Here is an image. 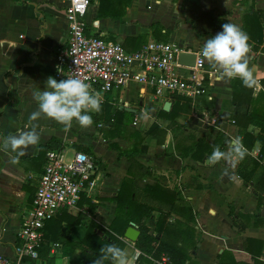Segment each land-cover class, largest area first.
<instances>
[{"label":"crops","instance_id":"obj_1","mask_svg":"<svg viewBox=\"0 0 264 264\" xmlns=\"http://www.w3.org/2000/svg\"><path fill=\"white\" fill-rule=\"evenodd\" d=\"M118 1L117 11L125 7L121 18L98 17L99 1H92L85 14L87 33L120 42L128 52L161 38L183 44L191 52L202 53L205 41L214 36L207 33L205 17L206 12L213 10L216 18L238 24L246 32L248 28L252 45L250 67L261 74L258 86L250 91L253 98L261 93L262 100L256 103L258 108L264 105V0ZM252 11L258 13L259 20L248 26L246 16ZM68 39L66 5L61 0H0V253L15 256V248L21 242L18 231L23 214L33 201L45 168L44 147L56 139L63 145L66 158L75 151H83L80 147L91 148L93 154H88L97 161L99 172L95 175L94 187L83 193L85 196L82 195L77 206L57 217L65 241L50 244L49 261L41 257L25 258L22 264H70V256L65 251H73L75 257L80 254L82 245L75 244L84 239L91 223L110 227L116 217L114 198L122 182L129 178L150 182L161 178L170 188L182 190L185 201L180 204L192 207L195 220L172 212L169 222L182 223L169 238L188 249L191 264H264V203L258 204L253 183H245L239 174L243 160L234 165L223 160L212 164L208 157L199 161L191 156L182 157L180 153L185 140L188 145L206 137L212 143L223 132L229 138L223 149L227 151L231 140L241 138L239 126L230 115L239 109L245 110L246 105L233 103L234 79H221L223 70L219 66L213 68L206 58V74L210 76L208 92L186 101L184 107L189 110H183L174 121L160 113L166 102L173 105L172 95L155 97L149 88L132 83L116 87L107 95L101 112L90 113L102 116V120L89 128H81L74 120L72 128L65 131L62 124L42 116L33 122L41 132L39 145L25 149L19 164L10 162L16 153L7 144V138L30 130L26 128L29 116L38 109L34 93L46 88L49 76L55 77L57 52L68 44ZM241 90L249 93L244 85ZM127 112L133 114V127L138 126L140 119L145 125L141 132L148 150L134 159L149 175H143L132 159L118 157L117 151L108 146L116 142L123 149H130L135 143L132 133L122 135L118 128ZM153 124H158L161 131L146 135ZM248 129L255 134L259 132V127L251 124ZM259 150L260 144L256 143L249 155L257 157ZM206 156L209 155L206 153ZM225 169L229 175L221 178ZM141 199L151 206L161 204L147 196ZM90 202L94 207H90ZM157 221L158 213L154 211L147 223L155 227ZM131 223L138 228L135 222ZM53 224L48 228L55 235L57 225ZM98 233L105 235L102 230ZM122 238L127 244L125 249L137 264L140 251L135 242L125 234ZM54 243L60 246L53 248Z\"/></svg>","mask_w":264,"mask_h":264},{"label":"built area","instance_id":"obj_2","mask_svg":"<svg viewBox=\"0 0 264 264\" xmlns=\"http://www.w3.org/2000/svg\"><path fill=\"white\" fill-rule=\"evenodd\" d=\"M61 1L66 5L69 39L56 55L54 76L58 81L67 76L81 78L100 93L102 102L114 88L132 83L149 88L155 97L180 94L195 98L208 92L210 76L202 53H196L195 66H187L178 62V56L190 50L174 41L152 40L128 52L120 42L87 33L85 14L91 0ZM97 172V161L84 151H75L69 158L63 150L48 151L35 196L22 217L18 231L21 242L14 257L0 253V264H22L25 258L38 260L47 223L77 206L82 194L94 187ZM59 246L53 244V248ZM156 262L169 264V257Z\"/></svg>","mask_w":264,"mask_h":264},{"label":"trees","instance_id":"obj_3","mask_svg":"<svg viewBox=\"0 0 264 264\" xmlns=\"http://www.w3.org/2000/svg\"><path fill=\"white\" fill-rule=\"evenodd\" d=\"M92 1L93 0H91V2ZM98 1V17L100 18L108 16L121 18L125 12V7L117 11L119 7L117 5L120 2L118 0ZM205 17L208 25L207 33L212 35L222 31V25L228 22L226 19L216 18L214 16V10L206 12ZM254 20H259V17L257 12L252 11L246 16L247 25L249 26V23L254 22ZM246 30L249 35L248 28H246ZM158 40L163 41L161 38ZM233 81V103L246 105V108L245 110L239 109L232 113L230 119L239 126V134L242 138L243 144L249 150V153L256 143L260 144V150L257 157H252L248 154L243 159L239 174L245 183H253L254 190L258 195V204L262 205L264 203V105L258 108L256 102L262 100L263 96L259 93L253 98L252 91H250V89L252 90L253 88L247 87L249 93L246 94L244 93L246 88L241 90V85H244L243 82L238 78ZM172 98V108L169 111L161 109L160 113L165 118L174 121L183 110H189V107L188 109L184 107V103L189 102L190 98L180 94H172ZM93 120V124L97 125L102 120V116L94 114ZM106 121L108 122L109 119H106ZM250 124L259 127L258 134H255L254 131L248 129ZM159 131H161V127L158 124H153L146 132V135L153 136ZM131 136L134 137L135 143L130 149H122L116 142L109 143L108 146L117 151L118 157L127 156L132 159V164H135L137 168H141L143 170V175H149L150 173L144 169L143 165L139 164L134 159L135 155L145 153L148 150V147L143 143L144 135L132 133ZM228 139L229 138L223 132H219L218 136L212 143H210L206 137L199 140H193L188 145L185 140V146L179 151L182 157L191 156L194 160L204 161L207 157L209 158L215 147L218 146L223 150L228 143ZM62 149L63 145H61L56 139L50 140L49 144L44 147L46 154L50 150ZM177 149H180L178 144ZM80 150L93 154L91 148L80 147ZM206 153L209 156H206ZM82 195L83 197L85 196V194ZM144 196L158 201L161 204L151 206L141 199ZM114 200L117 202L116 217L110 227L106 229L96 222L91 223L88 226L84 239L75 244L82 245V251L80 254L75 257L73 251H65V254L70 256V264H92L93 260L100 255V249L104 245L110 243L116 244L125 249L127 244L122 237L127 228L131 225V222H135L141 232L138 240L135 242L136 249L140 251V254L137 257V264H158L156 260L161 259L163 254L168 255L169 264H191L188 249L183 244H179V242L172 241L169 238L170 235L175 234V229H177L179 224L182 223L181 221L175 223L169 222L172 212L175 211L190 221L195 220L192 207L186 204H180V202L185 201L181 189L178 187L170 188L161 178H156L155 182L144 181V179L135 180V178H129L122 182L120 190ZM90 207H94V204L91 202ZM232 210L233 208L231 207V211ZM154 211L158 213V221L156 226L152 227L147 221ZM57 217L47 223L45 239L39 249L40 257L47 262L49 261L48 255L50 252V244L60 240L63 242L65 241V239L62 238L63 231L60 218ZM77 222L78 221L75 220L74 224ZM53 223L57 225V229L55 228L57 233L55 235L51 234L49 231V225H52ZM98 230L104 231L105 235H100ZM105 264H112V262L109 260L106 261Z\"/></svg>","mask_w":264,"mask_h":264},{"label":"clouds","instance_id":"obj_4","mask_svg":"<svg viewBox=\"0 0 264 264\" xmlns=\"http://www.w3.org/2000/svg\"><path fill=\"white\" fill-rule=\"evenodd\" d=\"M222 31L207 39L203 45L202 55L210 65L219 66L223 70L221 79L228 80L239 78L244 86L255 88L261 79V74L250 67L249 54L252 45L249 43L250 36L243 28L235 23L227 22L222 25ZM46 88L36 91L34 99L38 102V109L29 116L26 128L7 138V144L16 153L10 160L12 164H19L20 157L25 155V149L29 146H37L41 140L39 125L33 123L42 116L55 120L69 131L75 120L81 128H89L93 125L92 112H101L102 97L100 93L92 90V84L85 80L67 76L66 79L57 80L49 76ZM249 154V150L242 142V138H235L229 142L227 151L215 147L209 156V162L216 164L226 161L236 164ZM229 175L227 169L222 177ZM231 178V176H230ZM111 260L112 264H134L128 251L116 244H107L100 249V255L93 260L92 264H105Z\"/></svg>","mask_w":264,"mask_h":264},{"label":"water","instance_id":"obj_5","mask_svg":"<svg viewBox=\"0 0 264 264\" xmlns=\"http://www.w3.org/2000/svg\"><path fill=\"white\" fill-rule=\"evenodd\" d=\"M197 59V54L191 51L181 52L178 56V62L182 65L195 66ZM172 103L170 101L166 102L163 106L165 111H169ZM141 232L134 223H131L125 232V237L129 240L136 242L140 236Z\"/></svg>","mask_w":264,"mask_h":264},{"label":"rangeland","instance_id":"obj_6","mask_svg":"<svg viewBox=\"0 0 264 264\" xmlns=\"http://www.w3.org/2000/svg\"><path fill=\"white\" fill-rule=\"evenodd\" d=\"M124 117L125 118H124L122 125L118 126L119 129L121 128L122 135H128L131 133L143 134V132H141V130H143L145 125L142 124V122H141L142 119H140L138 126L133 127V124H132L133 114L127 112ZM119 146L123 149L121 144Z\"/></svg>","mask_w":264,"mask_h":264}]
</instances>
